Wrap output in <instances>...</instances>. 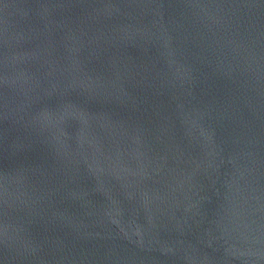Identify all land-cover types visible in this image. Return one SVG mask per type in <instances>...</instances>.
Wrapping results in <instances>:
<instances>
[{"label": "water", "instance_id": "95a60500", "mask_svg": "<svg viewBox=\"0 0 264 264\" xmlns=\"http://www.w3.org/2000/svg\"><path fill=\"white\" fill-rule=\"evenodd\" d=\"M0 264H264V0H0Z\"/></svg>", "mask_w": 264, "mask_h": 264}]
</instances>
